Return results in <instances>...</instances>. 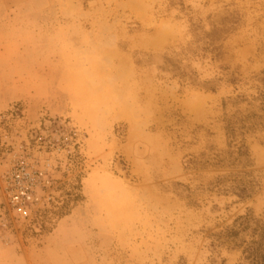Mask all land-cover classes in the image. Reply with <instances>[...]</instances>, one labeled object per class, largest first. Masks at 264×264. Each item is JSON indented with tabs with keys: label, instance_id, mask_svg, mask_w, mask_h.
I'll use <instances>...</instances> for the list:
<instances>
[{
	"label": "rangeland",
	"instance_id": "1",
	"mask_svg": "<svg viewBox=\"0 0 264 264\" xmlns=\"http://www.w3.org/2000/svg\"><path fill=\"white\" fill-rule=\"evenodd\" d=\"M17 159L52 181L26 217ZM263 238L264 0H0V264H254Z\"/></svg>",
	"mask_w": 264,
	"mask_h": 264
},
{
	"label": "built area",
	"instance_id": "2",
	"mask_svg": "<svg viewBox=\"0 0 264 264\" xmlns=\"http://www.w3.org/2000/svg\"><path fill=\"white\" fill-rule=\"evenodd\" d=\"M51 183L46 170L25 159H17L4 180L7 199L22 217L28 216L33 207L43 202Z\"/></svg>",
	"mask_w": 264,
	"mask_h": 264
},
{
	"label": "trees",
	"instance_id": "3",
	"mask_svg": "<svg viewBox=\"0 0 264 264\" xmlns=\"http://www.w3.org/2000/svg\"><path fill=\"white\" fill-rule=\"evenodd\" d=\"M250 250H251V252H250L251 255L254 257V264H264V254L253 255V252H254L253 249H250Z\"/></svg>",
	"mask_w": 264,
	"mask_h": 264
},
{
	"label": "bare ground",
	"instance_id": "4",
	"mask_svg": "<svg viewBox=\"0 0 264 264\" xmlns=\"http://www.w3.org/2000/svg\"><path fill=\"white\" fill-rule=\"evenodd\" d=\"M163 35V34H162ZM161 37V34H160ZM162 38V37H161ZM159 40V39H158ZM160 41V40H159ZM161 42V41H160ZM127 174V173H126ZM126 177V176H125ZM127 180H130L131 178L126 177Z\"/></svg>",
	"mask_w": 264,
	"mask_h": 264
}]
</instances>
